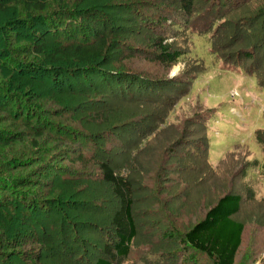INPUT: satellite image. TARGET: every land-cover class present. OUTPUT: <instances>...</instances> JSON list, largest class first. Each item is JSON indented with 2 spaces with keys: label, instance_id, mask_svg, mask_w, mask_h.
I'll use <instances>...</instances> for the list:
<instances>
[{
  "label": "rangeland",
  "instance_id": "1",
  "mask_svg": "<svg viewBox=\"0 0 264 264\" xmlns=\"http://www.w3.org/2000/svg\"><path fill=\"white\" fill-rule=\"evenodd\" d=\"M18 2L0 0V37L4 42L0 50L5 56L11 54L10 60L16 64L28 65L35 58L43 61L31 54L34 48L54 45L35 35L48 14L100 8L112 14L117 30L108 34L106 57L94 68L132 73L161 88L148 99L131 101L101 90L54 91L42 77L30 80L36 82L32 88L30 82H19L22 77L11 71L10 64L0 62L6 66L3 69L0 64V87L27 86L8 90L30 98L24 97L29 106L25 101L17 106L42 109L50 129L86 133L98 145V150L88 148L90 156L83 162L78 159L80 144L62 133L44 134L40 146L33 148L35 132L23 127L21 118L13 120V115L4 112L12 105L15 110V104L0 94V135L12 134L15 139L13 145L0 147V176L16 180L5 192L14 190L18 195L11 198L20 203L23 192L45 204L44 209L25 205L23 212L17 213L19 220L23 213L31 219L32 226H26L22 236L32 243L16 252L26 253L36 264L109 260L105 232H113V215L119 204L102 178L100 165L105 164L117 173L124 171L134 189L138 236L132 257L121 264H155L161 255L164 262L160 264H188L177 259L184 253L177 235L187 233L226 194L242 198L240 213L234 217L245 229L236 264H264V144L257 140L258 132L264 131V88L260 85L264 38L259 33L264 0H246L226 17L214 23L201 21L194 29L190 24L208 9L206 0L195 1L191 16L178 12L177 19L163 24L162 29L168 44L184 53L172 67L157 60L153 43L159 37L147 28L135 8L139 5L144 14L157 19V5L177 12L181 7L178 0H69L64 5L49 1L42 14L25 13ZM29 22H33L34 37ZM243 25L247 28L242 32ZM216 35L225 37L227 46H234L232 51L255 46L260 57L256 63L245 60L246 69L226 66L213 49ZM254 67L259 70L252 75L248 70ZM89 79L99 84L94 75ZM75 81L81 84L84 78ZM108 130H115L118 137L106 144L100 139ZM20 156L28 159L27 167L7 171L16 165L10 161ZM5 182L0 184L4 189L8 188ZM195 256L198 264H211L204 255ZM28 257H7L3 264H29Z\"/></svg>",
  "mask_w": 264,
  "mask_h": 264
},
{
  "label": "trees",
  "instance_id": "2",
  "mask_svg": "<svg viewBox=\"0 0 264 264\" xmlns=\"http://www.w3.org/2000/svg\"><path fill=\"white\" fill-rule=\"evenodd\" d=\"M49 1H57L64 5L69 0H19L18 4L25 13L32 14L33 12H38L42 14L47 11ZM195 1L197 0H178L181 7L177 12L171 10L167 5H157L155 8V12L159 14L157 19L152 18L147 13L144 14V10L138 8L139 5L135 8L137 14L140 15L147 28L159 37L154 41L153 49L157 60L161 64L164 63L172 67L178 64L184 56L183 52L177 51L173 45L168 44L167 34L164 33L162 29L165 24L173 21V18L177 19L178 14H181L178 12H183L185 15L191 16L193 14L191 9L195 5ZM245 1L246 0H206L207 5H209L208 9L205 10L204 14H199L194 24L191 23L190 26L192 28H197V24L201 21L202 23H214L226 17L228 12L241 7ZM259 14L262 15V12ZM261 18H264V16ZM40 22H42V26H40L41 28L35 33L36 37L39 38L40 41L44 40L54 44L49 48L45 46L37 47L36 50L34 48L31 54L34 55V57H43V61L38 60V63L35 58V62L28 65H24V63L16 64L14 59L10 60L11 54L6 55V57L5 52L1 53L0 50V62L6 66L9 64L11 65L13 69L11 71H15L14 74H16V76L22 77V80L19 81L20 83L24 84L25 82H30L33 88L36 82L35 80L31 82V79L42 77L50 84L49 89H53L54 91L58 90L62 92L75 89L101 90L100 92L102 94L104 93L107 95L109 93L113 97L128 99L129 101L134 98L140 100L138 98L142 97L148 99V97H151L154 92L161 88L145 80V78L132 73L113 72L110 70L102 71L99 68H94L106 57L105 53L108 49L107 45L109 44L107 38L108 34L112 33L113 30H117V28H114L115 24L111 13L100 8L95 9L90 7V9L77 13L69 11L64 14H48V16ZM28 24L32 26L33 22H29ZM210 28L211 27H208V29L206 28L205 32H208ZM240 28L243 32L247 26L243 25ZM32 29H34V25L30 27L31 31ZM108 29H110V31ZM263 30L264 23L263 29H259V33L261 34L260 38H264ZM32 34L31 36L34 37V31H32ZM214 38L218 40L214 41L213 49L220 55L226 66L244 69L243 63L245 60H255L256 63L260 57V54L256 56V52H259V50L257 51L255 46L250 49H243L241 52L232 51L234 46H227L228 43H225V37L216 35ZM2 45H4V42H2L0 37V49ZM132 50H135V48H132ZM2 64L1 66L5 69L6 66ZM254 68L248 70L252 75L258 73L259 70V68ZM90 75L99 78V84H93L89 79ZM5 76L7 75L5 74ZM77 78H84V81L78 84L75 81ZM24 79H29V81H24ZM260 82V85L264 88V79L260 78ZM3 83H5V80ZM22 84L17 87L14 86L17 90L27 87L22 86ZM14 86L9 87L3 84L0 87V94H3V97L11 99L15 104L14 110L13 105L12 108L9 106L11 102L8 100L9 108L4 110V112L10 116L13 115L11 116L13 120H19L21 118L24 120V123L21 125L35 132L34 138L36 139L31 143L33 148L36 149V147L40 146V139L44 134L48 133L50 135L55 133L58 135V133H62L63 135L70 136L73 141L80 144L78 147V159L80 162H83L87 156H90L88 152L89 147L98 150L97 141L91 136L86 135V133L63 131L61 128L56 129L55 127L50 129L49 124L44 122L46 116H44V113H41V111H43L42 109H36L30 106L23 110L22 106H17L18 103L21 104L26 98H30L26 95L23 96V94L19 96L10 93L14 91ZM31 86H29V88ZM25 102L27 103V101ZM26 105L29 106L28 103ZM209 112L211 113L213 111L209 110ZM12 125H16V123ZM40 129H42L43 132L40 133ZM102 136L103 138L101 137L100 140L103 139L106 144L108 141L111 142L118 137L115 130H108L104 132ZM140 136H143V134ZM0 139V147L13 145L15 140L12 134L0 135ZM257 140L260 144H264V131L258 132ZM75 142L73 144H75ZM130 146H133V144ZM20 157L21 158H13L12 161H10V163L15 162L14 164L16 165H13L14 168H9L7 171L20 169V167H27L26 164L28 163V159L26 157ZM91 161L94 162L93 159H91ZM100 168L103 180L111 186L113 194L118 200L119 208L113 215V232H105V234H108V239L106 238L108 243H106L105 251L108 253L110 259L98 260L96 264H121L127 262L132 257L134 249L133 244L138 236L136 218L134 216L135 200H133V183H131L128 175L124 173V171H119L117 173L105 164H101ZM15 181V179L11 181V178L6 175L0 176V184L1 182H5V187L6 185L8 186L6 189H4V187L2 188V185L0 186V220L2 221V224H0V264H3L5 261L4 259L7 257L14 258L17 256L20 258L25 257V259L28 257V255H25L26 253L21 254V252L16 251L22 249L24 245L32 243L28 237L22 236V231L26 229V226H32L31 219L29 220V216L23 213L22 218L19 220L17 218V213L20 214V212H23L20 210H22L23 207L25 208V205L32 206V208L35 209L39 207L45 208V204L39 203L38 199H34L28 194V196L23 195V192L19 195L21 203L17 202L15 198H11L16 197L18 194L14 192V190L11 191V194L5 191L12 188ZM10 198L12 200H10ZM241 203L242 198L240 196L226 194L222 196L216 202V205L206 212V216L195 224L187 233L184 235H177L180 245L184 247V253H181L180 257H177L178 261L183 263L187 260L188 264H198L195 255L202 254L211 264H236L235 259L242 247L243 235L245 233L244 225L234 218L240 213ZM103 231L105 230H101V232ZM22 237L24 238L23 241H21ZM170 237L174 238L176 236L170 235ZM111 239H115V241H111ZM28 259L29 264H36L31 257H28ZM157 261L159 262L155 264L164 262L162 255Z\"/></svg>",
  "mask_w": 264,
  "mask_h": 264
}]
</instances>
